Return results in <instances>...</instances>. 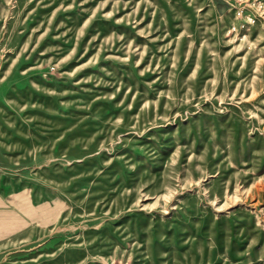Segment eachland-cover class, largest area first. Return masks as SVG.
Here are the masks:
<instances>
[{"label":"rangeland","instance_id":"374dc122","mask_svg":"<svg viewBox=\"0 0 264 264\" xmlns=\"http://www.w3.org/2000/svg\"><path fill=\"white\" fill-rule=\"evenodd\" d=\"M0 264H264V0H0Z\"/></svg>","mask_w":264,"mask_h":264}]
</instances>
